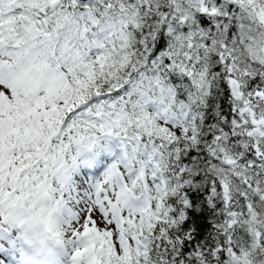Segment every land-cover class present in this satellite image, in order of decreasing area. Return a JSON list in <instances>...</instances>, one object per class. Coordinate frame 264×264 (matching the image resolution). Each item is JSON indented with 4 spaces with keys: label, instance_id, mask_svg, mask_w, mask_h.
Segmentation results:
<instances>
[{
    "label": "snow or ice",
    "instance_id": "1",
    "mask_svg": "<svg viewBox=\"0 0 264 264\" xmlns=\"http://www.w3.org/2000/svg\"><path fill=\"white\" fill-rule=\"evenodd\" d=\"M0 264H264V0H0Z\"/></svg>",
    "mask_w": 264,
    "mask_h": 264
},
{
    "label": "bare ground",
    "instance_id": "2",
    "mask_svg": "<svg viewBox=\"0 0 264 264\" xmlns=\"http://www.w3.org/2000/svg\"><path fill=\"white\" fill-rule=\"evenodd\" d=\"M85 187H87V185H85ZM83 192H84V190L83 189H80L79 190V196H83ZM77 195V194H76Z\"/></svg>",
    "mask_w": 264,
    "mask_h": 264
},
{
    "label": "rangeland",
    "instance_id": "3",
    "mask_svg": "<svg viewBox=\"0 0 264 264\" xmlns=\"http://www.w3.org/2000/svg\"><path fill=\"white\" fill-rule=\"evenodd\" d=\"M76 194H77V193H75V192H74V193H72V195H76Z\"/></svg>",
    "mask_w": 264,
    "mask_h": 264
}]
</instances>
